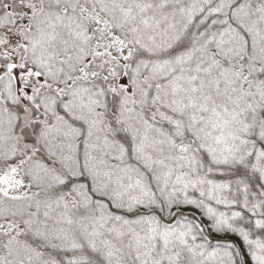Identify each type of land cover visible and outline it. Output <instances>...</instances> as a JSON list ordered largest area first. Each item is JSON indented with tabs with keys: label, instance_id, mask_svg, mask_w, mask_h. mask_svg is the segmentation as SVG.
I'll return each instance as SVG.
<instances>
[{
	"label": "snow or ice",
	"instance_id": "obj_1",
	"mask_svg": "<svg viewBox=\"0 0 264 264\" xmlns=\"http://www.w3.org/2000/svg\"><path fill=\"white\" fill-rule=\"evenodd\" d=\"M0 264H264V0H0Z\"/></svg>",
	"mask_w": 264,
	"mask_h": 264
}]
</instances>
